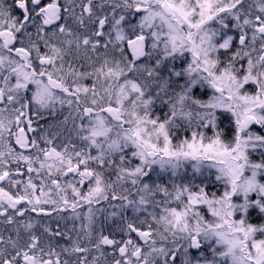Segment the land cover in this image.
<instances>
[{
	"label": "snow or ice",
	"instance_id": "snow-or-ice-1",
	"mask_svg": "<svg viewBox=\"0 0 264 264\" xmlns=\"http://www.w3.org/2000/svg\"><path fill=\"white\" fill-rule=\"evenodd\" d=\"M0 264H264V0H0Z\"/></svg>",
	"mask_w": 264,
	"mask_h": 264
}]
</instances>
